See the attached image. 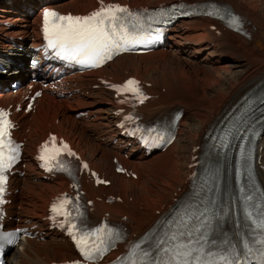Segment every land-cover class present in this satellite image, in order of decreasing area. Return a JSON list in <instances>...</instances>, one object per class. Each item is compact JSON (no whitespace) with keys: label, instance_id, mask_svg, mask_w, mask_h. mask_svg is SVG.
I'll return each instance as SVG.
<instances>
[{"label":"bare ground","instance_id":"1","mask_svg":"<svg viewBox=\"0 0 264 264\" xmlns=\"http://www.w3.org/2000/svg\"><path fill=\"white\" fill-rule=\"evenodd\" d=\"M159 1L129 0V3L137 7L139 4H153ZM221 1L231 5L241 14L243 26L237 31L223 30L221 35H217L209 29L212 25H219L216 20L202 17L184 19L172 26L167 50L144 55L123 54L107 67L83 75L84 80L92 86L99 82L95 78H90V75L101 76L102 73L111 75L115 82H121L131 75L149 82L150 86L147 89L156 98L144 106L146 118L184 108L182 128L167 151L145 156L134 148L124 150V144L120 139L118 144H113L112 140L117 134L114 127L109 126L111 122L115 123L110 92L101 88L92 89L85 82L89 87L84 86L71 98H63L59 102L55 100V95L48 91L40 100L36 112L29 116L20 115L22 124L29 128L26 136L29 139L27 150L30 155L28 158L30 168L24 177L14 180L19 193L12 197L14 204L8 206L9 213L26 218L31 225L36 223L43 225L51 197L66 187L67 180L60 177L45 180L43 174L32 166L31 155L35 145L43 140L49 131H53L58 136L68 138L79 153L89 160L91 166L104 171L110 181L109 186L97 188L87 186L88 199L104 193L119 195L122 198V202H98L96 205L98 216H94L98 219L104 212L116 217L126 215L130 228L137 235L128 243L127 253L117 259L115 264H133L134 261L146 259L168 260L169 254L161 249L172 248L174 244L187 242L189 239L198 242L195 243L196 247L203 246L206 251L222 255L223 248L211 236L196 237L193 232L186 240L189 228L176 231L175 241L170 239L161 225L158 226L159 223L152 229L155 230L153 236L148 233L144 235L157 218L155 211H159L163 203L172 201L177 188L187 189L186 177L192 170L188 166L191 156L195 154L193 148L206 143L203 135L210 124L216 119L220 120L222 115L233 107L244 103V97L254 90L257 92L262 89V95L256 99L257 104L253 111L264 112V0ZM33 2L35 5L39 4L36 0ZM22 6L13 9L0 7V30L5 29L1 25L2 22L9 20L12 26L6 29V32L14 37L23 36L25 40H30V43L34 44L39 37L34 38L29 33L30 31L35 33L33 24L39 21L40 15L36 14L34 19L28 22L29 17L20 14ZM95 6V0L57 2V7L74 13H86ZM185 42H189V45L182 44ZM0 47L10 48L2 43L1 39ZM18 60H21L20 57ZM19 73L25 79L27 71L24 66ZM12 79L14 78L5 77L1 81L9 82ZM10 97V94L1 95L0 105ZM80 110H87V116L76 119L74 115ZM257 147L261 149L259 155L263 166V169L258 170V174L264 184V134L261 135ZM123 153L128 154L127 159ZM115 155L126 167L132 168L136 178L126 177L114 171L111 158ZM225 164L226 172L229 167L233 168V163ZM231 178L230 175L229 179L232 180ZM226 182L225 179V182L221 183V199L225 195L224 186L227 191L231 189ZM211 189L203 196L204 208H212L216 204L214 200L216 197L210 195ZM228 199L225 206L232 216L233 210ZM205 216L210 219L209 213ZM120 251L124 250L118 252ZM118 252L116 251L112 257ZM145 252L150 255L145 257L143 255ZM74 257L75 253L70 243L52 231L46 234L44 241L22 242L8 256V261L10 264H51L53 261H65Z\"/></svg>","mask_w":264,"mask_h":264},{"label":"snow or ice","instance_id":"2","mask_svg":"<svg viewBox=\"0 0 264 264\" xmlns=\"http://www.w3.org/2000/svg\"><path fill=\"white\" fill-rule=\"evenodd\" d=\"M99 2L100 7L97 10L84 16L61 15L55 11L44 12L42 31L47 46L56 50V55L87 67H99L105 61L112 59L113 55L119 51H127L130 47L143 42V37L139 35L142 28L139 14L120 5H105L103 0ZM113 87L118 92H131L138 97L141 95L138 82L135 80L130 79L122 86ZM11 127L7 114L0 110V193L4 191L3 184L6 180L4 173L11 167L18 151L9 138ZM55 140V137H50L52 148H49L48 142L41 146L42 152L39 159L46 163L56 160L60 153L67 149V145L63 142L57 148ZM6 145L12 154H6ZM69 154L72 155L71 152ZM63 207L64 204L61 205V208ZM53 211L62 214L55 205H53ZM63 214L70 215V213ZM74 227L71 225L69 232H72ZM170 239L175 241L177 237L173 234ZM77 243L81 254L89 261L95 260L98 254L107 250V246L101 247L105 245L103 239L90 244L85 237H81ZM195 243L198 242L189 239L187 242L174 244L172 248L161 249L169 254L168 260L146 259L134 261L133 264H235L234 252L218 256L206 251L203 246L196 247ZM143 255L148 257L150 254L145 252Z\"/></svg>","mask_w":264,"mask_h":264},{"label":"rangeland","instance_id":"3","mask_svg":"<svg viewBox=\"0 0 264 264\" xmlns=\"http://www.w3.org/2000/svg\"><path fill=\"white\" fill-rule=\"evenodd\" d=\"M182 44H184V45H187V46H188V45H189V42H185V43H182ZM162 90H163V92H166V91H165V89H162ZM109 126H112V122L109 124ZM177 191H180V189H179V188H177ZM162 207H163V205H162ZM11 254H12V253H11ZM11 254H10V255H11Z\"/></svg>","mask_w":264,"mask_h":264}]
</instances>
